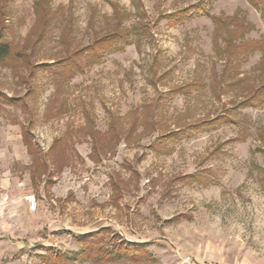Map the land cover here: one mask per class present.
Segmentation results:
<instances>
[{
  "label": "rangeland",
  "instance_id": "obj_1",
  "mask_svg": "<svg viewBox=\"0 0 264 264\" xmlns=\"http://www.w3.org/2000/svg\"><path fill=\"white\" fill-rule=\"evenodd\" d=\"M36 1L0 18V264H264V102L240 103L260 93L264 56L232 71L212 22L238 14L241 42H264L259 12ZM181 11L196 16L174 23ZM112 32L132 44L88 64L81 51ZM74 54L84 71L61 77ZM234 74L245 82L229 88Z\"/></svg>",
  "mask_w": 264,
  "mask_h": 264
},
{
  "label": "trees",
  "instance_id": "obj_2",
  "mask_svg": "<svg viewBox=\"0 0 264 264\" xmlns=\"http://www.w3.org/2000/svg\"><path fill=\"white\" fill-rule=\"evenodd\" d=\"M9 1L10 0H0V18L5 15V4ZM43 1L44 0H38L35 2L36 11H39L41 4H43ZM72 1L74 0H69V4H71ZM245 1L259 12L260 17L264 23V0ZM199 6L203 7L204 4L201 3L197 7L199 8ZM190 9L195 10V7H191ZM185 12L186 11H181L177 14V16L174 15V23L180 24L184 21L191 20L196 16V13L194 12L190 15H183L185 14ZM204 14L206 16L208 15L207 10H205ZM212 19L214 25V42H217L219 36H221V38L219 39H222L223 41L222 47H220L216 43V53H221L224 55V57L226 58V62H228V65L232 66V71L235 70L237 62L242 57H249L255 52H260L262 53V56H264V42L262 40H251L247 42H241L244 33L250 31L252 27L246 24L244 19L242 17H239L238 14L233 15L232 17L225 18L215 16L212 17ZM133 36L135 43L141 38V34L138 33V28L133 29ZM130 37L131 35L128 32H125V36L118 32H112L110 34L99 37L81 52L87 53V56L89 58V60L87 61L88 64H96L100 62L101 58L105 54L121 50L122 47H117L118 41L123 42L124 45L132 44V40ZM238 40L239 42L238 44H236V41ZM10 57L11 49L9 43L0 42V64H4ZM75 57L76 54L72 55V57L69 56L68 59L62 61V72H58L61 77H67L68 79H71L76 74L82 73L84 71L85 65L79 63L78 59H76ZM238 76L239 74H234L233 76H230L235 78H230L229 81L226 83V86L229 88H233L243 84L245 82V79H242V77L239 78ZM262 90H264V85L260 87V93H258L257 88L254 89L253 87V90H251L249 93H246L240 103L244 106L250 107H256L257 105L259 106L263 104L264 101L262 98L264 96V93L261 94Z\"/></svg>",
  "mask_w": 264,
  "mask_h": 264
},
{
  "label": "built area",
  "instance_id": "obj_3",
  "mask_svg": "<svg viewBox=\"0 0 264 264\" xmlns=\"http://www.w3.org/2000/svg\"><path fill=\"white\" fill-rule=\"evenodd\" d=\"M31 206H34V198L30 199Z\"/></svg>",
  "mask_w": 264,
  "mask_h": 264
}]
</instances>
